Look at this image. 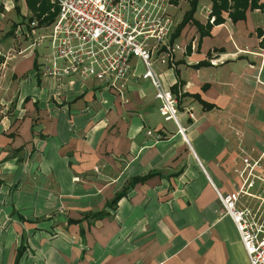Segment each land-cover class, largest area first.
Wrapping results in <instances>:
<instances>
[{
    "label": "crops",
    "instance_id": "0c3cea01",
    "mask_svg": "<svg viewBox=\"0 0 264 264\" xmlns=\"http://www.w3.org/2000/svg\"><path fill=\"white\" fill-rule=\"evenodd\" d=\"M193 1L172 53L149 41L185 137L140 59L124 89L45 76L57 4L0 0V264H251L217 189L264 152V0H197L182 27Z\"/></svg>",
    "mask_w": 264,
    "mask_h": 264
},
{
    "label": "built area",
    "instance_id": "2783aa9c",
    "mask_svg": "<svg viewBox=\"0 0 264 264\" xmlns=\"http://www.w3.org/2000/svg\"><path fill=\"white\" fill-rule=\"evenodd\" d=\"M54 2L58 16L51 34L50 65L45 67L44 75L58 81L96 79L109 87L124 89L132 73L131 60L138 58L144 66L142 77L156 89L161 115L175 121L179 133L186 137L187 128L179 123L177 97L155 70L149 50V41L156 40L157 47L174 51L169 45L175 23L168 12L172 0ZM241 161V167L235 165L240 185L232 193L223 194L218 189L217 193L225 215L232 218L240 233L250 263L264 264V152L258 158L243 156Z\"/></svg>",
    "mask_w": 264,
    "mask_h": 264
},
{
    "label": "trees",
    "instance_id": "16d2710c",
    "mask_svg": "<svg viewBox=\"0 0 264 264\" xmlns=\"http://www.w3.org/2000/svg\"><path fill=\"white\" fill-rule=\"evenodd\" d=\"M223 3L225 2V0H223L222 1ZM196 4H197V0H194L193 2H192V5H191V9L186 13V15H185V18H184V20H183V22H182V24H181V26L183 27L185 24H187L188 22H190L191 20H192V17H193V14H194V12H195V10H196ZM216 6V5H215ZM215 22H217V19L215 20ZM137 181H139V180H137ZM125 195V193H118L117 195H116V197L114 198V200L110 203L112 206H114V205H116L117 203H118V201L120 200V198H122L123 196ZM22 250V249H21ZM20 254H19V256H18V258H17V264H18V261H19V259H20Z\"/></svg>",
    "mask_w": 264,
    "mask_h": 264
},
{
    "label": "rangeland",
    "instance_id": "374dc122",
    "mask_svg": "<svg viewBox=\"0 0 264 264\" xmlns=\"http://www.w3.org/2000/svg\"><path fill=\"white\" fill-rule=\"evenodd\" d=\"M182 7H184V5H183V4H182ZM181 11H182V10H181ZM181 11H180V14H181ZM8 29H9V28H8ZM3 33H4V32H3ZM10 38H11V37H9V38H7V39H9V40H10ZM12 45H13V44H10V46H9V47L7 46V50H8V49H10ZM13 46H14V45H13ZM162 80H163V79H162ZM163 83H164V81H163ZM164 85H165V83H164ZM177 100H178V99H177Z\"/></svg>",
    "mask_w": 264,
    "mask_h": 264
}]
</instances>
